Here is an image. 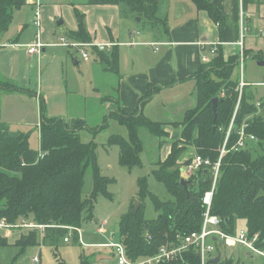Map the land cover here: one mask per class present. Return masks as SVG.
<instances>
[{
    "label": "trees",
    "instance_id": "16d2710c",
    "mask_svg": "<svg viewBox=\"0 0 264 264\" xmlns=\"http://www.w3.org/2000/svg\"><path fill=\"white\" fill-rule=\"evenodd\" d=\"M192 1L199 11H206L212 19L219 21L216 9L218 0ZM249 1L244 0V5ZM88 2L90 5H121L128 16L145 22V28L158 30L162 37L170 39L166 20L160 16V0ZM26 5L27 0H0V36L9 30L14 10ZM76 17L79 21L78 30L71 31L69 37L79 42H89L91 36L85 28L84 14L76 10ZM246 52L251 55L250 51ZM98 56L104 72L115 75L119 72L117 48L110 53H98ZM254 57L264 59V52L259 51ZM239 64V56L226 60L220 51L209 63L200 61L193 78L197 105L185 112L181 122L154 121L141 110L126 113L116 100V111L92 132L88 130V123L84 119H77L74 125H70L60 117H47L46 105L41 101L39 151L31 148L29 134L9 132L6 126L1 127L0 168L9 174L0 170V221L13 227L19 222L43 226V242L57 256L59 243L62 240L69 243L70 240L65 242V239L70 233L73 240L82 246V223L94 218L98 196L112 199L108 186L113 181L102 174L97 164L98 144L94 140L84 142L82 132L91 133L94 137L97 132L108 127L111 119L126 126L129 137L112 134L107 145L118 147L120 166L131 172L142 164L141 154L145 147L140 129L145 128L153 136L162 139L169 137L170 133L166 129L171 127L173 131H180L179 139L171 144L167 157L156 162L157 168L153 171V177L164 187L168 197L161 198L151 191L147 176L140 177L137 182L138 199L141 203L144 201L145 206L147 199H150L159 212L158 217L148 221L143 216L144 204L138 210L132 204L119 222L118 243L125 247L129 260L137 262L154 257L163 245H180L185 236L201 232L206 212L203 196L212 186V174L201 170L188 179L186 189L181 183L184 168L180 160L188 148H193L196 152L194 156L200 155L213 164L217 163L227 131L236 116L229 141L225 145L226 153L221 159L211 213L222 220L221 229L227 235H234L236 221L245 219L248 233L258 234V246L264 249V116L259 110L263 104L256 106L244 89L242 93L239 91L240 81L235 75ZM17 91L36 96L25 88H13L0 81V92ZM158 91V88L150 86L145 98L150 99ZM214 99H217L216 111L213 110ZM241 131L247 138L254 136L257 141H248L245 148L237 151L233 147L238 143ZM257 143L261 147L260 153L256 150ZM89 170L92 171L93 188L91 194L84 198L83 190ZM38 231V228H31L17 244L24 249L38 245ZM216 238L214 244L217 250L215 254H208L209 258L221 254ZM1 244L5 245L6 242L1 241ZM210 260L207 264H214ZM60 264L66 263L61 261ZM162 264H202L201 249L189 247L176 260ZM217 264L243 263L226 257Z\"/></svg>",
    "mask_w": 264,
    "mask_h": 264
},
{
    "label": "crops",
    "instance_id": "0c3cea01",
    "mask_svg": "<svg viewBox=\"0 0 264 264\" xmlns=\"http://www.w3.org/2000/svg\"><path fill=\"white\" fill-rule=\"evenodd\" d=\"M88 1L81 0L80 3L75 4L78 6H81L82 2L87 4L81 14H84L85 26L91 36L89 42H79L69 37V33L78 30L79 27L74 21L72 29L60 37H58V33H55L53 27L49 30L46 29L47 23H53V20L59 17L54 5L57 0H41L40 26L34 22L35 0H27L26 6L33 8V26L36 29L35 40L30 45L40 43L42 46L39 48L38 54H30L28 50L24 52L27 64L23 70L22 79L16 77L10 82L9 79L3 80L0 75V81L13 88H25L36 94L35 96L20 91L14 92L25 95L24 97L35 98L36 116L40 119L38 125L42 120L41 101L45 103V97L43 98L42 94H39L31 85V72H42L41 77L44 72H49L48 81L51 79V72H66V78L71 77L73 87L66 85V100L57 102L65 111L53 113L49 110V114L46 113L47 117H60L70 125H74L77 119H84L87 122L91 118L93 124L99 126L104 124L116 111L115 101L118 100L120 108L126 113L131 114L141 110L154 121L173 122L174 114L168 111V105L151 106L157 96L163 95L170 102V100L179 99L180 101L185 98L193 88L195 93L196 85L193 78L198 71L200 61L202 62L205 57L211 61L214 57L209 53L211 46L217 45L218 51L227 60L232 56L226 58L225 54L227 51L232 52L238 48L243 28L246 32V26L256 20L254 31L261 34L262 31L259 32L258 28L264 25V3L260 0H250L246 5H244V0H218L216 9L219 21L212 19L206 11H199L192 0H160V16L166 20V27L170 32V39H167L162 37L158 30L142 31L137 25V18L128 16L125 8L121 5H90ZM64 23L61 21L59 25ZM42 25L44 31L41 36ZM61 39L70 44L67 47V52L61 53L59 57H51L44 64L43 60L47 56L48 49L57 47L56 44ZM15 42H5L2 44L3 46L0 43V48H5L7 51L0 53L1 60H3V56H8L19 61L20 53L17 51L22 45ZM107 43L115 44L114 50L117 48L119 52V72L116 75L104 72L99 62L98 53L102 52L97 50V45ZM83 45H85L83 52L92 59L90 64L83 62L82 54L77 50ZM254 45L256 46L255 41ZM246 51H250L251 55H248ZM259 51L264 52V46L246 47L244 39L245 61L248 58H255L254 56ZM75 52H78L79 56ZM0 72H2V67ZM16 72H18V66ZM245 82L249 86L250 83L246 80ZM259 84L264 83H256V85ZM150 86H153L154 89L158 88L159 91L150 99H146L145 96ZM105 100L107 101L105 102ZM106 103L110 104L109 108L105 107ZM189 109L184 106L175 115H181L184 119L185 112ZM166 131L171 133L173 130L169 127ZM190 149L193 148H188L185 154L189 153ZM193 156L180 160L183 168L184 164ZM182 177L189 178L185 175L184 169ZM212 228L223 231L221 226ZM6 234L10 235V232L7 231ZM114 237L115 233H111V238ZM212 241L215 242V239ZM246 249L251 254L253 253L248 248ZM260 250L264 252V249Z\"/></svg>",
    "mask_w": 264,
    "mask_h": 264
},
{
    "label": "rangeland",
    "instance_id": "374dc122",
    "mask_svg": "<svg viewBox=\"0 0 264 264\" xmlns=\"http://www.w3.org/2000/svg\"><path fill=\"white\" fill-rule=\"evenodd\" d=\"M80 1L81 0H57L54 5L56 6V11L59 17L53 20V23H47L46 29L49 30L53 27L55 33H58V37H60L72 29L71 27L74 22L79 25V21L76 17V10H78L81 14V11L85 10L84 6L87 5L84 2H82L81 6L75 5L76 3H80ZM260 1L264 3V0ZM32 9V7L28 6L22 7L18 10L15 9L12 15V22L9 26L10 29L0 36L1 46H3L2 44L5 42L9 41H16L15 43L22 45V47H20L17 51V53H20L19 61H17L18 59H13L8 56H3V60L0 58V68L2 67L0 75L3 80L9 79L11 82V79L13 80L16 77H18V79H22L24 76L23 70L27 64V57L24 55V52L29 50V45L35 40L36 29L33 26ZM61 21L65 23L59 25V22ZM137 22V25L140 26L142 31L149 30L145 28V22H139L138 20ZM255 22L256 20H253L250 24H248V26H246V47L258 48L259 46H264V25L259 26L258 31H262V33L257 34L254 31ZM43 31L44 26L42 25L41 36ZM254 41L256 42V46L254 45ZM57 43V47L48 49L46 53L47 56L43 60L44 64L51 57H59L61 53L67 52L68 46L60 44L59 41ZM1 52L7 51L5 48H0V53ZM240 53L241 46L238 44V48L235 51L232 50V52L227 51L225 57L229 58L233 55L240 56ZM75 54L79 56L78 52H75ZM82 60L86 64H90L92 61L90 58L88 60ZM260 60L264 61V59ZM17 66L18 72H16ZM235 72L237 78L239 79L240 66L237 67ZM41 73L42 72L30 73V79L32 81L31 85L39 92V94H42L41 96L43 98L45 97L47 108L46 112L48 114L49 110L53 113H63L65 110L60 107L57 102L66 100V85L68 84L69 87H73L71 77L67 79L65 76L66 72H51V79L48 81L47 78L49 72H44L42 77ZM244 75L245 80L250 83L249 86L244 88V90L251 98L250 101L254 102L256 106L257 104H263V107L259 110L264 116V86L260 84L256 85V83H264V65L260 66L259 61L255 58H248L245 61ZM24 96L25 95H21L20 93H0V133L1 127L3 126H6V129L9 132L23 131L24 133L29 134L32 149L38 151V123L40 119L36 116V101L34 97ZM196 99L197 97L195 96L193 88L191 92L180 101L179 99H176L168 102V99H165L163 95H158L155 102L152 103L151 106L168 105V111L174 114L172 121L180 122L183 118L181 115H175L177 111L184 106L189 107L190 109L195 108L197 105ZM109 106L110 104H105L106 108H109ZM87 123L88 130L90 129V131L95 132L94 130L97 125L93 124V119L90 118ZM171 133L169 137L159 139L149 133V131L145 128H141L140 136L145 147L144 152L141 154L142 164L141 167H136L129 172L126 168L121 167L119 164L118 147H110L107 145L108 139L112 134H119L128 138L129 130L126 126L111 119L108 127L99 131V133L97 132L94 137L91 133L82 132L81 136L84 142L94 140L98 144L97 164L99 165L103 175L113 179L108 186V191L112 195V199L106 198L102 195L97 197L94 209V218L92 220L84 221L80 228V240L82 246L73 240L70 233L68 238H66L70 240L69 243H64L63 240L59 243L58 256L53 253L50 246L43 242L44 234L42 233V229L38 228V245L24 249L17 244L20 237L28 234L30 231V229L23 227V222H19L16 227L7 226L6 228H2L0 226V264H36L33 261L35 257L39 260L38 264H60L61 261L66 264H83V262H86V264H119L118 256L115 255L112 244L116 242L118 243L120 240L119 222L123 215L128 212L131 205H135L136 201H138L140 205L144 204L143 216L144 219L148 221L156 219L159 215V212L156 211L150 199H147L146 206L144 201L141 203L138 199V179L140 177L147 176L150 190L159 195L161 198L168 197L164 187L161 184H158L153 177V171L157 168L156 162L162 161L167 157L171 144L177 137H179L180 131H171ZM256 147L257 152L260 153L259 151L261 147L260 145L258 147V143L256 144ZM195 154L196 152L193 149H190L189 153L185 154L181 160ZM184 169L185 175L189 177L195 173L190 168H186L185 164ZM0 170L9 174V172L3 168H0ZM92 188V171L89 170L86 175L83 190L84 198H87L91 194ZM102 225L104 226V230L100 229V231H98ZM7 231L10 232V235L6 234ZM242 231L247 232V223L245 219H238L236 221L234 235L230 236L237 239ZM111 233H115L114 240L111 238ZM248 235L253 236L249 233ZM216 239L218 240L217 243L219 253L222 254H220V261L221 258L227 257L233 259L235 262L240 261L243 264H264L263 254L259 252H253L251 254L245 247H242L237 243L228 244L226 240L220 241L218 238ZM211 240L212 237L207 240V244H210ZM258 240L260 241V237L257 236V241ZM1 241L6 242V244L2 245ZM214 243L215 242L213 241L211 242V244L216 248ZM258 244L259 243H257V245ZM218 256L219 254L213 255L212 258L206 257V262L210 259L213 260Z\"/></svg>",
    "mask_w": 264,
    "mask_h": 264
},
{
    "label": "built area",
    "instance_id": "2783aa9c",
    "mask_svg": "<svg viewBox=\"0 0 264 264\" xmlns=\"http://www.w3.org/2000/svg\"><path fill=\"white\" fill-rule=\"evenodd\" d=\"M34 6H35V21L34 22L36 25L40 26L41 0H35ZM244 39H245V29L243 28L241 31V38H240V43H239L241 46V53L239 56V62H240L239 64L240 66L239 91L241 93L243 89L248 86L247 83L245 82V75H244V63H245ZM59 43L62 45L69 46V44L63 39H61ZM41 46L42 45L40 43L30 45L28 52L30 54H35L38 52ZM84 47L85 45L77 48V50L80 52V54H82L83 59L88 60L89 59L88 54L83 52L85 50ZM115 47L116 45L113 43L99 44L97 45V50L100 52H111L114 50ZM153 48H155V46H153ZM217 52H218L217 45L210 47L209 53L211 56H215ZM203 62L209 63L210 59L208 57H205L203 59ZM261 85L263 86L264 84H261ZM235 117L236 116L233 117L231 126L227 131L224 147L220 153V160L217 163L213 164L209 160H205L204 158H202L200 155H196L192 159L188 160L185 164L186 168H190L192 171L195 172L194 174H197V172L201 170H205V171L208 170L209 172H211L212 178L214 177L211 188L203 196V204L206 207V212L204 215V223H203L201 232H192L191 234L185 236L184 238H182L180 245H176V244L163 245L162 247H160L158 253L154 257L146 258L144 260L137 261V262L129 260V258L127 257L126 249L122 244L114 243L112 244V248L115 252V255L118 256L119 264H162L164 262H171V261L176 260L181 252L185 251L189 247H194V246H197L198 248L201 249L202 264H207L206 262L207 255L215 254L216 252V249L212 244H207V240L211 237L213 239L214 237H217L221 241L226 240L228 244L237 243L239 245H242L248 248L252 252H259L264 255V252H262L260 250L261 248L258 247L257 245V243H259L258 242L259 240L257 241V236L260 237L258 234L249 236L248 233H245L242 231L241 234L237 237V239H235L234 237H231L230 235L225 234V232L221 231L220 229L212 228L214 226H217L220 228L221 223H222V220L220 218L212 215L211 208L213 204L214 195L216 192L218 176L220 173L221 159L223 155L226 153L225 145H227L229 141L232 124H234ZM256 140L257 138H255L254 136L247 138L245 136L244 131H241L240 139L238 143L233 147V149L238 151L241 148L242 149L245 148L246 143L248 141H256ZM184 172H185V169H184ZM0 226L2 228H6L8 225L4 221H0ZM24 226L25 228H28V229L39 228L43 230L44 228L43 226H38L34 224L24 225ZM103 228L104 226H102L101 229ZM209 228H212V229H209ZM68 241H69L68 239H65V242H68ZM34 262L38 264L39 260L35 258Z\"/></svg>",
    "mask_w": 264,
    "mask_h": 264
},
{
    "label": "water",
    "instance_id": "95a60500",
    "mask_svg": "<svg viewBox=\"0 0 264 264\" xmlns=\"http://www.w3.org/2000/svg\"><path fill=\"white\" fill-rule=\"evenodd\" d=\"M137 20H138L139 22L141 21L140 18H138ZM259 65H260V66H263V65H264V61H260V62H259ZM216 108H217V99H214V100H213V110L216 111ZM181 183H182L183 186L187 189L188 181H187L186 179L182 178ZM139 206H140L139 202L136 201V203H135V209L138 210V209H139ZM219 262H220V254H219V256H218L217 258L211 260V263H214V264H217V263H219Z\"/></svg>",
    "mask_w": 264,
    "mask_h": 264
},
{
    "label": "flooded vegetation",
    "instance_id": "af4514ba",
    "mask_svg": "<svg viewBox=\"0 0 264 264\" xmlns=\"http://www.w3.org/2000/svg\"><path fill=\"white\" fill-rule=\"evenodd\" d=\"M256 141H257V140H256ZM256 141H255V142H256ZM199 172H201V171H199ZM199 172H197V173H199ZM205 172H208V170L205 171ZM194 175H196V174H192L191 176H194ZM191 176H190V177H191ZM190 177H189V178H190ZM189 178H188V179H189ZM188 179H186V180L189 181Z\"/></svg>",
    "mask_w": 264,
    "mask_h": 264
}]
</instances>
